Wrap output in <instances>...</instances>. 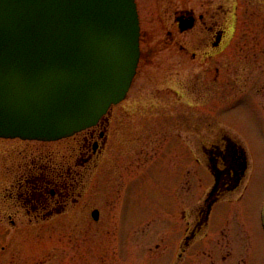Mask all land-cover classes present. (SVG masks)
Wrapping results in <instances>:
<instances>
[{"label":"rangeland","instance_id":"obj_1","mask_svg":"<svg viewBox=\"0 0 264 264\" xmlns=\"http://www.w3.org/2000/svg\"><path fill=\"white\" fill-rule=\"evenodd\" d=\"M135 1L138 66L111 108L107 153L82 182L79 217H0V264H264V0ZM180 7L203 11L220 44L204 46V29L185 52L168 41ZM221 135L247 166L204 222V147Z\"/></svg>","mask_w":264,"mask_h":264},{"label":"water","instance_id":"obj_2","mask_svg":"<svg viewBox=\"0 0 264 264\" xmlns=\"http://www.w3.org/2000/svg\"><path fill=\"white\" fill-rule=\"evenodd\" d=\"M139 36L135 0H0V137L53 141L96 125L131 86Z\"/></svg>","mask_w":264,"mask_h":264},{"label":"flooded vegetation","instance_id":"obj_3","mask_svg":"<svg viewBox=\"0 0 264 264\" xmlns=\"http://www.w3.org/2000/svg\"><path fill=\"white\" fill-rule=\"evenodd\" d=\"M136 5L141 28V12L137 2ZM170 16L166 18L172 22V30H167L168 41L178 45L181 51H187L186 44L192 43V35L198 29L199 40L204 29V46L214 48L220 44L221 29H215L211 42H208L207 31L214 27L208 25L203 11L180 7ZM186 18L192 19V26L180 30V21ZM191 56L192 60L204 62V57L197 58L194 52ZM177 62L181 66L183 61ZM111 115L110 109L96 125L55 141L0 137L1 219L14 222L21 215L44 222L59 216L78 218L82 182L90 178L92 171L101 163L111 141L108 119ZM33 142L37 145H32ZM204 154L213 176V184L206 197V222L214 203L240 185L245 157L239 145L226 135L218 136L206 145Z\"/></svg>","mask_w":264,"mask_h":264}]
</instances>
